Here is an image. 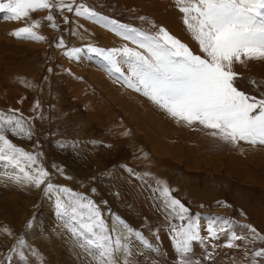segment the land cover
I'll list each match as a JSON object with an SVG mask.
<instances>
[{
  "label": "rangeland",
  "instance_id": "obj_1",
  "mask_svg": "<svg viewBox=\"0 0 264 264\" xmlns=\"http://www.w3.org/2000/svg\"><path fill=\"white\" fill-rule=\"evenodd\" d=\"M75 3L148 33L163 27L194 54L205 55L185 26L177 0ZM8 15L0 11V112L22 115L32 136H6L26 152L39 153L38 164L49 177L40 187L17 182L9 177L19 173L0 162V264H97L56 215L57 193L46 191L49 182L91 197L110 227L109 212L159 247V253L152 252L133 239L129 264H177L168 226L179 222L166 219L154 192L157 181L199 217L205 242H193L191 259L264 264V255H256L264 251V145H233L201 125L177 123L110 74L103 57L88 49L137 46L102 23L57 7L20 20ZM34 23L33 31L43 40L13 35ZM73 48L82 49L79 59L66 54ZM122 70L128 71L126 66ZM233 71L239 73L238 89L264 98V60L234 64ZM209 221L244 238L235 247L225 246L230 232L209 239Z\"/></svg>",
  "mask_w": 264,
  "mask_h": 264
},
{
  "label": "snow or ice",
  "instance_id": "obj_2",
  "mask_svg": "<svg viewBox=\"0 0 264 264\" xmlns=\"http://www.w3.org/2000/svg\"><path fill=\"white\" fill-rule=\"evenodd\" d=\"M177 4L184 13L185 26L205 54L203 57L194 54L163 27L148 33L100 16L83 3L76 4L75 0H59V3L54 0H7L0 2V11L9 13L6 19L20 20L32 11L57 7L102 23L143 50L127 46L111 50L90 47L89 52L103 57L110 74L122 78L124 84L142 93L177 123L189 127L201 125L212 130L213 137L233 145L241 141L264 145V98L238 89L239 73L233 71L234 64L264 60V0H177ZM47 19L54 21L52 15ZM35 26L34 23L19 28L13 35L43 40L33 31ZM52 26L56 27L55 23ZM60 46H63L62 41ZM81 51L73 48L66 54L79 59ZM122 66L127 67V73ZM251 83L257 87L254 80ZM7 132L29 139L32 136L30 125L15 110L11 114L0 112V162H6L19 173L10 179L40 187L49 177L47 170L38 164L40 154L16 146L6 136ZM46 191L57 193L56 215L75 243L97 264H117L118 260L121 264H129L133 239L143 248L159 253V247L142 232L109 212L113 216L110 227L104 212L91 197L50 182ZM154 192L159 193L166 219L179 222L168 226L177 264H198L191 259V253L193 242L201 245L205 242L200 233L199 217L193 216L189 208L171 195L166 183L157 181ZM207 231L212 240L219 239L221 233L230 232L226 247H235V242L244 238L226 225L216 226L214 221H209ZM250 231L256 232L255 229ZM256 255H264V251ZM21 259H26L22 253Z\"/></svg>",
  "mask_w": 264,
  "mask_h": 264
}]
</instances>
